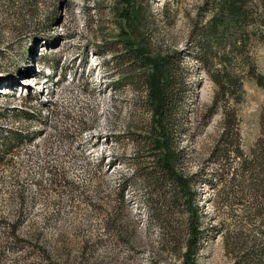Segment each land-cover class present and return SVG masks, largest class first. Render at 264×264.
<instances>
[{"label":"rangeland","instance_id":"obj_1","mask_svg":"<svg viewBox=\"0 0 264 264\" xmlns=\"http://www.w3.org/2000/svg\"><path fill=\"white\" fill-rule=\"evenodd\" d=\"M117 1L0 0V87L14 92L0 94V264H49L43 248L52 264L181 261L183 202L147 200L172 184L149 147L142 79L135 86L144 69L130 60L116 67L119 56L130 58ZM136 2L144 8L133 44L175 53L184 81L170 132L176 167L196 191L195 264H233L246 248L264 264L263 4H247L240 54L221 38L207 53L196 46L211 0ZM223 50H232L224 55L228 68L214 57ZM206 69L240 75L226 105L235 108L237 150L223 160L215 151L224 106L207 116L216 88ZM146 171L154 174L143 178ZM179 224L182 234L170 233Z\"/></svg>","mask_w":264,"mask_h":264},{"label":"trees","instance_id":"obj_2","mask_svg":"<svg viewBox=\"0 0 264 264\" xmlns=\"http://www.w3.org/2000/svg\"><path fill=\"white\" fill-rule=\"evenodd\" d=\"M252 0H211L208 2L211 16L208 19L206 25L201 28L199 32V39L196 42V46L200 50H205L207 53V47H210L211 43L216 39L228 41V45L234 47V50H238L242 54L244 46H239V42H246L249 37V31L246 29L248 19L250 18V8L247 6ZM263 4L261 11L264 14V0H258ZM116 10L121 14L120 18L122 23L124 22L125 29L120 28L121 44L127 49L129 56H119L117 59L118 65L116 67L125 66L126 60H130L132 63H138L139 67L144 69L141 74H138L135 86H139V82L144 85L146 98V107L150 109V126L149 133L152 140L149 146L156 156V166L162 170L163 177L166 181L171 182V187L151 190L147 196L150 204L160 205H173L177 201L181 200L188 213L187 221L183 228L186 231V237L183 240L184 250L180 254V263L178 264H195L194 256L197 252L198 241L200 239V228H198L199 209L197 203L194 201L195 190L192 188L190 179L187 175L180 171L176 167V160L178 153L176 152L170 127L172 125V115L179 109V103L183 96L184 81L180 76V66L176 62L177 57H174L175 53L170 52H156L154 55L149 52L146 47H143L142 42L137 45L133 44V40L137 37L140 38L141 32L139 26L142 23L143 6L138 4L136 0H118ZM202 5V8H206ZM264 23V19L262 20ZM203 48V49H202ZM204 52V53H205ZM232 53V50L217 53L214 55L216 60H220L223 68H228L225 61L227 60L226 54ZM236 52V51H235ZM117 58V57H116ZM128 65V64H127ZM208 71V69H206ZM208 75L211 76L215 84V94L213 102L207 109V116L218 107L222 101L224 106V128L221 133V139L223 140L222 146L217 149L215 155L219 154V159L227 158L229 151L237 150V127L238 121H236L235 108L227 105V101L232 97L240 88V75L232 72H217L216 74L208 71ZM130 76L128 73L121 84L128 83ZM16 135V134H15ZM261 141L258 139L257 144ZM263 143L260 142V144ZM245 163V162H243ZM244 165V164H243ZM264 174V168L263 172ZM150 174H154V171L145 172L143 178L152 177ZM262 177V176H261ZM263 185V184H262ZM116 226V224H115ZM119 229L121 227L118 225ZM170 233L182 232L181 225L172 226ZM184 232V230H183ZM264 232V228H263ZM182 234V233H181ZM170 239L173 237L170 234ZM47 263L52 264L50 261L51 256L44 250L41 252ZM240 261L233 264H250L255 259L259 263L262 262V257L258 254H252V249L246 248L242 253L237 255Z\"/></svg>","mask_w":264,"mask_h":264},{"label":"bare ground","instance_id":"obj_3","mask_svg":"<svg viewBox=\"0 0 264 264\" xmlns=\"http://www.w3.org/2000/svg\"><path fill=\"white\" fill-rule=\"evenodd\" d=\"M18 83V82H17ZM6 85V86H5ZM5 87H9L7 83L4 84ZM4 88V87H3Z\"/></svg>","mask_w":264,"mask_h":264}]
</instances>
